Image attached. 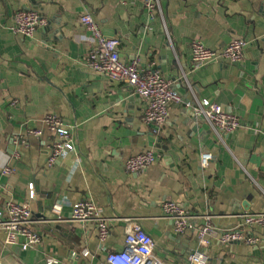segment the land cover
I'll return each instance as SVG.
<instances>
[{"label": "crops", "instance_id": "crops-1", "mask_svg": "<svg viewBox=\"0 0 264 264\" xmlns=\"http://www.w3.org/2000/svg\"><path fill=\"white\" fill-rule=\"evenodd\" d=\"M33 8L48 18L32 37L12 31L15 14ZM90 12L108 37L119 40L121 59H140V68L159 69L182 97L170 105L168 122L146 124V99L132 86L91 69L89 32L80 15ZM234 38L247 41L244 58L214 60L194 68L191 42L221 49ZM208 99L236 114L241 126L223 137L187 102ZM49 113L73 127L77 156L47 165ZM31 128L42 129L41 137ZM264 0H160L152 16L139 0H0V209L12 198L29 200L40 243L6 247L0 229V261L23 264H103L108 251L122 250L125 218H136L168 264H189L204 250L208 264H264V228L244 226L257 245L199 243L197 231L177 233L162 203L174 200L191 213L211 215L222 229L243 224L241 214L264 213ZM158 159L130 173L126 160L147 149ZM19 152V157L14 152ZM212 152L209 165L201 154ZM10 166L11 174L2 170ZM92 199L110 219L100 242L94 222L69 217L75 202ZM62 204L58 220L53 211ZM197 227L203 223L198 218ZM243 226V225H242ZM82 248L91 255L84 257ZM73 251L77 252L73 255Z\"/></svg>", "mask_w": 264, "mask_h": 264}, {"label": "built area", "instance_id": "built-area-1", "mask_svg": "<svg viewBox=\"0 0 264 264\" xmlns=\"http://www.w3.org/2000/svg\"><path fill=\"white\" fill-rule=\"evenodd\" d=\"M154 16L160 11V0H139ZM80 22L89 32L88 41L91 45L87 65L100 74L120 83L128 84L146 99V108L143 121L146 124H154L158 127L168 122L170 105L182 101V97L172 83L163 77L161 71L156 68H140V59L135 58L130 63L121 59L119 52V40L106 36L99 24L90 12L80 15ZM48 23V18L33 8H22L15 14L14 24L11 29L15 33L32 37L36 30ZM247 41L243 38H234L221 49H213L206 46L200 40L191 42L192 59L194 68H200L206 63L214 60L225 59L232 63L241 62L244 58V51ZM196 115L203 117L210 124L212 129L219 136L223 137L235 132L241 126V119L234 113L227 111L222 106L208 99L196 100V103L187 102ZM45 126L50 131L47 141L48 159L47 165L53 166L59 159L68 155L77 156V148L74 142L72 129L73 125L66 122L59 115L49 113L43 118ZM264 134V130H259ZM29 134L35 137L43 135L42 129L31 128ZM19 157V152H14ZM214 158L212 152L201 154V165L206 167ZM158 159L156 150L147 149L142 153L129 157L125 162L126 170L130 173H137L149 168ZM3 174H11L12 168L5 167ZM36 190L34 183L29 184V200L34 199ZM29 200L17 202L12 198L5 201L4 209H0V229L5 232L4 244L6 247L20 244L22 249L40 243L41 233L35 230L32 225L36 222H46V219H35ZM62 204L57 203L53 207L58 220ZM164 216L172 221L177 233L197 231L199 243L206 247L211 238H218L222 243L244 242L254 246L260 242V238L248 234L244 226H260L264 228L263 212H245L241 214L243 226L229 229H222L212 221L211 215H200L191 213L182 204L167 200L162 203ZM203 218L204 223L198 228L197 219ZM74 222H94L96 225V236L100 242H105L110 236V219L104 215L103 208L92 199H83L75 202L68 218ZM125 244L122 250L108 251L103 264H168L158 258L154 251L156 243L153 237L143 228L136 218H125ZM73 255L77 252L73 251ZM81 254L84 257L91 255L88 248H82ZM209 256L204 250H196L188 254L189 264H208ZM55 258H49L47 264H55ZM0 264H23L20 262H2Z\"/></svg>", "mask_w": 264, "mask_h": 264}]
</instances>
